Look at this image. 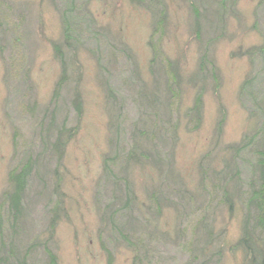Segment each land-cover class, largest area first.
<instances>
[{
  "label": "rangeland",
  "instance_id": "obj_1",
  "mask_svg": "<svg viewBox=\"0 0 264 264\" xmlns=\"http://www.w3.org/2000/svg\"><path fill=\"white\" fill-rule=\"evenodd\" d=\"M56 1L58 5L62 0ZM82 1H86L87 9L96 19L92 27L95 34L100 33L101 36L100 43L95 38L89 41L86 38V45L79 49L77 58L81 70L79 88L83 98V114L76 134L66 146L60 167L63 176L61 190L67 214L61 216L50 241L58 264H252L238 245L243 226V197L237 196L232 184L236 178L239 191L247 188L252 169L250 163L254 165L258 158L257 153L253 154L251 150L255 147L259 151L264 150V74L260 70L264 69V61L262 56L251 61L242 54L248 48L264 47V0H227V6L233 1L234 8L222 11V30L219 28V32L213 23L209 25L205 22L200 42L196 40L192 28L188 1L163 0L167 3V16L163 37L156 44L160 47L158 59L163 63L170 61L177 68L180 82L179 95L170 119L167 122L159 120L160 125L170 123L171 128L176 125V135L172 138L162 137L163 142L155 141L154 147L168 162L165 167H169L168 173L176 185L202 196L192 207L197 209L190 210V205H187L179 215L173 206L178 201L176 195L167 193V197L171 198V202L167 203L172 205H161L159 215H146L149 221L148 235L139 229L132 230L143 241V246L140 243V248L134 249L106 235L109 226L107 222L104 225L101 223L99 214L102 205L95 202L97 198L100 199L98 179L101 164L104 156L112 150L109 143L110 120L105 111L107 102L104 107V92L100 84L104 76L99 72L98 63L110 73L106 77L122 96L120 113L126 130L121 129L118 138L121 147L128 149V133L141 113L133 103L136 78L139 83L148 82L149 88L152 85L148 71L152 49L148 41L152 32L153 12L132 5L129 0ZM211 8L216 10L215 5ZM0 21L7 31L0 36L1 194L8 186L7 174L19 160L20 154L38 148L42 135L37 131V122L41 118V110L48 105L60 72L52 54L51 42L59 41L61 25L59 12L50 0H0ZM212 37L214 41L208 46L207 53L215 66V79L210 73V64L206 63V71L198 69L203 44ZM89 49L95 54L92 55ZM157 66L153 71L159 70ZM247 77L255 79L248 85L247 92L242 93L240 86ZM73 81L66 91L61 92L69 108L66 93ZM199 88L201 120L197 128H193L194 123L189 122L186 110L192 105ZM251 93L256 95L257 105L249 95ZM69 113L68 124L71 126L75 120L71 110ZM161 117L164 119V113ZM168 127L159 126L162 129L160 136L168 133ZM256 131L259 132L250 146L251 150L249 146L243 148L231 162L232 154L243 145V136ZM14 142L19 150L16 156ZM200 161L206 166H200ZM227 161L235 165V169L231 170L237 173L226 185L222 181V185L228 189L231 210L220 204L221 188L214 189L218 183L205 179V190L199 188L201 167L209 166L210 171L225 173L228 172L227 166H224ZM54 164L52 161L50 166L54 167ZM133 173V188L140 202H148L146 189L150 191L152 186L159 189L163 186L158 180L161 174L151 166L144 169L133 167ZM179 179L182 182H178ZM45 186L49 193L51 182L47 180ZM36 188L41 189V183L32 184L28 200H31ZM103 199L107 201V196L103 195L101 201ZM48 201L50 208L54 200ZM45 203L47 201L42 196L35 202L31 201L29 215L32 227L25 238L37 237L39 241L47 238L45 228L49 214L47 210L44 211ZM140 224L136 222V228H140ZM103 227L105 231L102 232ZM39 250L33 254L35 264H44L43 254ZM257 261L259 257L253 260Z\"/></svg>",
  "mask_w": 264,
  "mask_h": 264
},
{
  "label": "trees",
  "instance_id": "obj_2",
  "mask_svg": "<svg viewBox=\"0 0 264 264\" xmlns=\"http://www.w3.org/2000/svg\"><path fill=\"white\" fill-rule=\"evenodd\" d=\"M50 1L55 4L60 17L61 32L59 41L51 42L52 54L59 64L60 72L51 91L48 105L41 110L42 115L37 122V131L42 135L39 138L38 148L33 152L25 151L20 154L19 160L7 174V188L0 194V264H35L33 254L38 249L43 254L44 264H58L57 254L51 248L50 241L53 238L55 227L61 216L64 213L67 214L66 209H64V193L61 190L63 176L60 173V167H62V159L66 146L76 134L83 114V98L79 88L81 70L77 58L79 49L84 48L86 45V38H88V41L95 38L100 43L101 34H95L96 31L92 28L96 19L87 9L85 5L86 1L62 0L58 5V1ZM186 1H188L189 9L191 10L192 28L195 31L198 42H200L201 32L205 28V22L209 23V25L213 23L215 29L218 30L220 28L222 30L224 22L222 11L234 8V2L231 1L230 5L227 6V0ZM129 2L132 5L145 7L153 12L152 32L148 41L152 49V57L148 62V71L152 85L149 88L148 82L145 83L143 81V83H139L138 78H136V85H134V87L136 86V91L133 94V103L137 105L141 113L138 114V119L131 125V130L128 133L130 135V142L128 143L130 146H128V149L125 146L121 147L119 144L120 138L118 137H120L122 130H126L124 127L125 121L121 118L122 113H120L123 99L118 94L117 88H113L108 77H106L108 72L98 63L99 72L104 76V78L101 77L103 80H101L100 84H102V92H104V107L107 102L105 111L110 120L109 128L111 136L109 137V143L112 145V150L104 156L101 164V174L98 179L100 189L98 195L100 199L97 198L95 202L96 204L98 202L99 206L102 205L99 219L103 225L107 222L109 226L106 229V231L108 230L106 235L114 237V239L121 243L124 242L128 247L134 249V247L138 248L140 243L143 246V241L141 242L142 238L138 237L137 232L133 233V231L134 229L148 231L149 221L146 215H159L162 210L161 205H172L167 203L171 202V198L166 195L167 193H174L176 195L175 198L178 201L173 206L179 215L183 213L187 205H190V210L197 209V207H192L201 199L202 195L200 196L196 191L192 193L188 192L184 189V186L179 185L182 189L181 193V189L176 185V181L174 180V182V178L168 173L169 167H165V164L168 162H165L166 160L162 158L159 151H155L156 148L154 147L156 145L155 141H158V143L163 142L162 137L172 138L176 135V125H173L171 128L170 123H164L170 119L173 108L176 105L175 102L179 95L178 82H180V75L177 68L170 61L163 63L158 59V49L160 47L156 45L159 44V41L163 37L166 27L167 3L163 0H129ZM212 5L216 6V10H212ZM5 32L7 31H5L0 21V36L4 35ZM212 41H214L213 37L203 44L202 48L204 50L198 61V69L206 71V63L210 64L208 67L212 77L215 79V66L207 53V48ZM88 51L92 55L95 54L91 49ZM242 54L248 56L251 61H254L258 56H262V60L264 61L263 46L245 49ZM157 59L159 63H157ZM156 66L159 70L153 71ZM260 70L264 74V69L261 68ZM131 74L136 76L133 72ZM163 77L164 80L162 81ZM72 79L74 83L66 93L69 96V108L66 105L65 99L61 97V92L69 87ZM252 79L254 80L255 77H247L243 80L240 86L242 93L247 92L248 85ZM127 86H129V83H127ZM161 87L162 90L164 89L163 94H161ZM249 95L251 98L253 97L252 100L256 104L254 98L256 95L253 93ZM69 110L72 111V117L75 120V124L71 126L68 124ZM201 112V89L199 88V92L195 95L192 105L186 110V115L190 118L189 122L194 123L193 128H197L199 125ZM163 113L164 119L161 117ZM159 120L165 121L164 125H160ZM221 121L220 119V123ZM159 126H170L166 129L168 133L160 136L162 129ZM258 132L243 136V145L235 150V154H232L231 162L243 148L253 145L252 142H254L253 140L258 135ZM13 145L14 155L16 156L19 150L17 149L16 142ZM251 151H253V154L257 153L258 158L254 165L250 163L252 169L250 168L251 176L248 180L247 188L242 192L239 191L238 180L234 177V181L236 182L232 184V189L235 190L239 198L240 195L243 197V226L238 245L243 249L246 258L252 264H263L264 150L259 151L255 147ZM52 161L55 163L54 167L52 166L53 168L50 166ZM138 166L142 169L146 166H151L161 174L158 180L163 184L162 188H153L152 186L154 191L152 189L149 191V188L146 189L149 194L148 202H140L133 188L134 182L131 175L134 174L133 167L136 168ZM200 166L206 165L200 161ZM224 166H227L228 172L210 171L209 166L201 167L200 174L202 173V176L199 179V188L201 187V190H205L203 184L205 179L212 181V183H218L214 189L221 188L222 197L220 199L222 201L220 204L227 206L231 210L232 202L228 195V189L224 185L230 182L237 173L231 170L235 169V165H232L230 161H227ZM226 174H228V178ZM47 180L51 182L49 193L45 190ZM222 181H224V185H222ZM178 182H182L181 179ZM33 183L37 185L41 183V189L36 188L31 200H28V192ZM103 195L107 196V201H104V199L101 201ZM39 196H42V199H46L47 203H45L44 211L47 210L46 212L49 214L45 228L47 238L43 241H39L37 237L31 238L26 236L25 238V235H28L29 228L32 227L29 215L30 204L31 201H37ZM48 200H54L50 208L48 207L50 206ZM104 202L106 203L103 205ZM136 222H141L139 225L141 229L139 227L136 228ZM103 230L105 231L104 227L102 228V232ZM127 230H130V232H127ZM146 234L148 235V232ZM255 257H259V261L253 262Z\"/></svg>",
  "mask_w": 264,
  "mask_h": 264
}]
</instances>
